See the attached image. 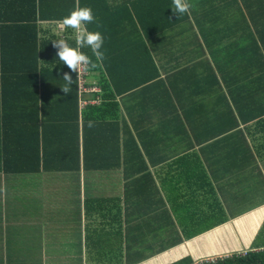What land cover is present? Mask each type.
Returning a JSON list of instances; mask_svg holds the SVG:
<instances>
[{
  "label": "crops",
  "instance_id": "obj_1",
  "mask_svg": "<svg viewBox=\"0 0 264 264\" xmlns=\"http://www.w3.org/2000/svg\"><path fill=\"white\" fill-rule=\"evenodd\" d=\"M77 2L105 59L77 78L78 153L56 149L69 127L51 158L79 167L5 157L0 264H189L264 249V0H189L186 17L154 0H55V14ZM62 19L50 31L74 38Z\"/></svg>",
  "mask_w": 264,
  "mask_h": 264
},
{
  "label": "trees",
  "instance_id": "obj_2",
  "mask_svg": "<svg viewBox=\"0 0 264 264\" xmlns=\"http://www.w3.org/2000/svg\"><path fill=\"white\" fill-rule=\"evenodd\" d=\"M154 8H165L173 12L172 0H154ZM186 16V13L182 14V17ZM58 19L62 18L55 14V0H0V170H7L13 164L12 159L5 157L17 152L25 155L43 154L44 162L49 161V171L78 170L77 156H73L70 164L67 158H51L54 139L62 132L66 135L69 127L73 128V141L64 142L62 145L59 143L56 149L62 152L63 146L67 152L71 148L76 154L79 150L78 76L70 73L76 81L70 93H63L60 87L65 83L63 74L70 70L59 61L52 41L65 37L63 35L66 33L51 32L49 29L50 23ZM42 24L43 29L40 27ZM91 26L92 23L87 25L90 31ZM66 37L75 47L74 38L68 34ZM82 51L88 54L87 47ZM253 66L254 64L252 68ZM259 68L256 64L253 70L258 71ZM38 85L44 91L40 95L34 92ZM28 90L32 95L25 97L24 93ZM38 101L41 105L46 104L38 108ZM90 108L81 110L82 119L86 122L91 120ZM37 113L44 116L39 119ZM28 161L23 162L28 164ZM34 167L38 169V158ZM36 170L30 167L18 169L16 172ZM183 260L188 261V258ZM183 260L172 264H182ZM215 264H264V249L247 250L244 254L232 253L217 259Z\"/></svg>",
  "mask_w": 264,
  "mask_h": 264
},
{
  "label": "clouds",
  "instance_id": "obj_3",
  "mask_svg": "<svg viewBox=\"0 0 264 264\" xmlns=\"http://www.w3.org/2000/svg\"><path fill=\"white\" fill-rule=\"evenodd\" d=\"M192 7L189 0H172V10L178 15L188 13ZM94 22H96V18L92 9L88 6L80 7L77 2V6L62 19L63 27L74 30L75 47L63 38L52 41L53 47L57 49L56 55L59 61L70 70L63 74L65 83L60 86L61 91L65 94L72 91V85L76 81L73 80L70 73H76L78 76L82 72L98 67L105 59V53L101 51L104 44L103 34L100 31H90L87 28L88 24ZM97 27H101V25L97 24ZM85 47L91 49L95 60L82 51ZM87 126L95 127V121L89 120Z\"/></svg>",
  "mask_w": 264,
  "mask_h": 264
},
{
  "label": "built area",
  "instance_id": "obj_4",
  "mask_svg": "<svg viewBox=\"0 0 264 264\" xmlns=\"http://www.w3.org/2000/svg\"><path fill=\"white\" fill-rule=\"evenodd\" d=\"M246 251H242L241 253L244 254ZM228 255H219V256H213V257H204V258H200L196 261H193L189 264H215L217 259L226 257Z\"/></svg>",
  "mask_w": 264,
  "mask_h": 264
},
{
  "label": "rangeland",
  "instance_id": "obj_5",
  "mask_svg": "<svg viewBox=\"0 0 264 264\" xmlns=\"http://www.w3.org/2000/svg\"><path fill=\"white\" fill-rule=\"evenodd\" d=\"M86 72H82V73H80L79 75H78V78H81L82 79V76H83V74H85ZM258 237H257V239L259 240V241H262V242H264V226H263V229H262V231H261V233H259L258 235H257ZM242 252V250L240 251V253ZM239 253V254H240ZM242 254V253H241ZM229 255V254H228Z\"/></svg>",
  "mask_w": 264,
  "mask_h": 264
}]
</instances>
